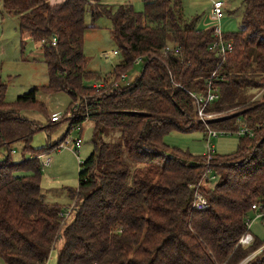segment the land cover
<instances>
[{"label": "trees", "instance_id": "obj_1", "mask_svg": "<svg viewBox=\"0 0 264 264\" xmlns=\"http://www.w3.org/2000/svg\"><path fill=\"white\" fill-rule=\"evenodd\" d=\"M142 3L143 10L136 12L131 5L101 0H2L3 12L17 17L20 34L27 32L39 43L48 74L45 86L12 103L5 102L0 85L4 264H46L58 243L56 264H241L264 245L254 237L249 246L238 245L252 206L264 209V0H244L238 31L222 34L231 46L222 53L210 49L213 30L186 22L177 0ZM101 17L109 19L121 54L106 75L88 70L83 53L84 33ZM166 45L179 47L178 55H164ZM138 58V76L112 88ZM91 83L103 85L95 89ZM212 88L218 99L206 112L237 111L209 121V128L235 133L246 126L251 136L239 137L234 152L213 153L210 161L169 148L164 137L171 131L204 130L194 120L190 94ZM40 90L69 95L66 134L86 120L93 126V149L79 162L67 217H62L64 207L45 201L37 158L58 150L64 138L33 150V135L43 127L22 115L34 110L46 115L36 99ZM48 121L46 132L59 128L60 120ZM18 142L29 158L13 163L11 147ZM207 169L215 178L211 188L204 187ZM196 191L207 200L205 210L192 209ZM244 264H264V248Z\"/></svg>", "mask_w": 264, "mask_h": 264}, {"label": "rangeland", "instance_id": "obj_2", "mask_svg": "<svg viewBox=\"0 0 264 264\" xmlns=\"http://www.w3.org/2000/svg\"><path fill=\"white\" fill-rule=\"evenodd\" d=\"M111 6L131 5L136 12L143 10L142 0H101ZM213 0H177L182 9L183 17L186 22H194L197 29H212L216 21L211 19ZM224 2L223 19L220 21V27L223 34L236 32L240 27L242 12L244 9V0H222ZM85 24L91 25V19L88 13L85 15ZM96 28L87 29L84 33L83 53L87 61V69L106 75L113 71L114 67L121 61V54L111 36V23L106 17L97 19L94 23ZM38 42L30 37H24L18 30L17 17L6 15L2 10V0H0V85L5 87V102L12 103L18 96H22L34 87H42L48 83V74L46 66L42 60V52ZM118 55H113V52ZM252 55L255 51L252 50ZM141 71V64H134L133 68L126 74L129 81L134 80ZM94 83H91L92 85ZM257 93V92H253ZM261 95L255 97L260 100ZM36 99L42 103L46 110V115L36 110L23 111L22 115L28 119L38 122L43 129L37 131L31 140L30 147L33 150L45 148L49 144H55L64 138L61 144L63 147L58 150L47 152L46 157L51 158V164L47 167H41L40 188L45 196V201L59 204L64 207V212L72 207L74 198L69 190H75L78 185L79 162L84 161L92 152L91 143L92 123L88 120L83 122L77 128H72L66 134L68 123L64 121L68 105L71 100L68 94L59 92L46 94L40 91L36 93ZM193 103V101H192ZM196 111V110H194ZM237 110L233 109L228 113L212 112L211 117L215 120L234 114ZM56 114L62 117L59 128L46 132L44 127L48 125L50 116ZM196 116V115H195ZM195 122L198 121L194 117ZM204 130L195 128L191 132L171 131L164 137V143L169 148H178L188 151L190 154L206 155L208 147L212 146L215 154L225 155L236 150L238 135L236 133L219 135L216 138L206 141V128ZM196 125V124H195ZM209 126V125H208ZM81 140V145L74 146L75 140ZM22 143H15L11 147L10 160L13 163L20 162L29 158V154L22 156ZM5 155L0 154V160ZM42 157L40 163L45 160ZM215 178L209 174L208 184L204 187L211 188L215 184ZM200 193V192H199ZM201 194V193H200ZM202 195V194H201ZM63 212V213H64ZM253 220L249 233L255 239L264 242V220L257 219L253 214L249 215ZM64 219V218H63ZM69 220V218H68ZM70 222V220L68 221ZM60 243L54 245L46 264L57 263V252ZM264 245L249 257L258 254ZM248 258V257H247ZM0 264H4L0 260Z\"/></svg>", "mask_w": 264, "mask_h": 264}, {"label": "built area", "instance_id": "obj_3", "mask_svg": "<svg viewBox=\"0 0 264 264\" xmlns=\"http://www.w3.org/2000/svg\"><path fill=\"white\" fill-rule=\"evenodd\" d=\"M224 2L222 0H213L212 1V20L216 21V25H214L212 27L213 30V38L215 39V41L210 45V49H215L218 50L222 53L224 51H230L231 50V46L229 44H225L222 41V31H221V27H220V21L223 19L224 15H223V10H224ZM56 44V39L52 38L51 39V45L54 46ZM179 52V47H172L171 45H166L163 48V54H169L172 53L173 55H178ZM117 52H113V55H117ZM141 62V59L138 58L136 59L134 64H139ZM131 81H129L127 79V75L123 74L120 76V78L115 81L114 83L110 84L112 88H117L119 86L122 85H129ZM102 83H95L93 84V87L95 89H99L102 88ZM109 85V86H110ZM190 97L192 98L193 101V105H194V110L195 111V115L198 119L199 122L203 123L205 125L206 128V141L207 143L209 142L210 139L216 138L219 135H226V134H232L231 132H227V131H217V130H212L209 128L208 123L209 121H213L215 119H213L211 117L212 113L210 112H206L205 111V107L208 104H211L212 102L216 101L218 99V90L215 88H212L211 90H208L206 93H200V92H192L190 94ZM216 114V113H214ZM67 116H69V114H67ZM62 117L54 115L50 118V120L53 122H57L61 119ZM238 137H242L244 135H248L251 136V132L249 131V129L246 126L241 127L237 132H235ZM74 146L75 147H79L80 146V140H76L74 141ZM63 147V145L61 144L59 148ZM214 152L212 151V146L208 147V153L206 154L207 156V161L211 160V155ZM43 156H38V159H42ZM46 157V156H45ZM51 164V158L50 157H46L44 161L41 162V167H47ZM210 170L207 169L205 172V180L208 182V176H209ZM208 184V183H207ZM208 207L207 204V200L205 199V197L203 195H201L199 192H195L194 193V197H193V202H192V209L196 210V211H202L205 210ZM72 210V207H69L67 212L62 214V217H67L70 214V211ZM252 210H253V215L255 217L254 220L257 219H261L264 220V209H262L260 206L257 205H253L252 206ZM253 220H248L247 222V232L239 239L238 241V245L240 247H247L249 246L252 242H253V237L250 235L249 230H250V226L252 225ZM262 249V248H261ZM250 259V257L246 258L241 264H244L245 262H247Z\"/></svg>", "mask_w": 264, "mask_h": 264}, {"label": "crops", "instance_id": "obj_4", "mask_svg": "<svg viewBox=\"0 0 264 264\" xmlns=\"http://www.w3.org/2000/svg\"><path fill=\"white\" fill-rule=\"evenodd\" d=\"M50 1V3L51 4H59V3H61L62 1H64V0H49ZM212 19V18H211ZM22 36H24V37H30V34L29 33H27V32H24L23 34H21ZM31 38V37H30ZM37 45H39V44H37ZM39 47V46H38ZM40 48V47H39ZM118 55V54H117ZM116 56V55H115ZM258 96V95H257ZM54 115H56V114H52L50 117H52V116H54Z\"/></svg>", "mask_w": 264, "mask_h": 264}]
</instances>
